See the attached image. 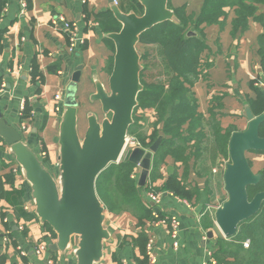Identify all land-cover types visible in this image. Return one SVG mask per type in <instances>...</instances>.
I'll list each match as a JSON object with an SVG mask.
<instances>
[{
  "label": "crops",
  "instance_id": "1",
  "mask_svg": "<svg viewBox=\"0 0 264 264\" xmlns=\"http://www.w3.org/2000/svg\"><path fill=\"white\" fill-rule=\"evenodd\" d=\"M2 1L0 82H4L5 88L0 93V109L8 124L21 133L35 153L41 159L46 157L45 163L52 171L59 156L60 105L65 92L74 89L79 119L80 103L89 99L95 89L93 77L96 76L105 86L108 84L114 45L107 41L95 17L109 9V2ZM114 1L126 11L138 4L137 0ZM202 1L188 0L187 11L197 14ZM256 14L264 15V4L258 5ZM233 15L232 11L228 12L223 26L203 25L207 49L202 55L205 60L200 76L192 87L198 111L203 115L200 126L202 135L190 150L187 171L171 156H167L165 164L160 166L163 177L176 174L188 189H195L197 194L191 199L183 198L172 192L156 191L162 180L150 184L148 188L160 192L158 201L150 204L151 210L173 215L178 220V244L173 246L175 239L169 234L167 226L153 221L146 223L144 228L148 239H153L155 258L154 263L147 264H215L211 262V253L214 239L220 231L215 224L214 211L226 198L223 171L228 158L215 150L209 124L219 122L223 130L231 126L235 130L245 129L247 119L239 109L244 111L246 96L254 95L248 82L258 78L257 85L264 90V77L260 75L257 53L258 37L264 33V26L250 18L247 28L232 36L230 22ZM60 16L70 24L69 28L58 19ZM70 31L75 37L72 48L69 47ZM34 62L43 75L40 82L32 80ZM79 66L82 67L79 80L74 84L72 77ZM56 95L60 98L56 99ZM21 102L24 107H30L29 116L24 117V111H20ZM139 113L137 129L141 127L144 134L149 135L152 130L150 124L154 121L152 110L140 109ZM148 114L150 119H142ZM158 128H161V124ZM259 154L262 156L259 157ZM251 155L257 167L264 166V153L247 152V158L252 163ZM135 166L137 181L140 168ZM148 177L149 174L146 182ZM148 188L144 185L141 193L143 200L149 203L146 197ZM105 215L111 238L105 242L104 255L96 264H143L140 262L139 248L133 243L140 231L136 219L128 212L112 214L105 211ZM40 239L48 243L53 241L50 230L34 212L29 184L10 153L8 144L0 137V264H75L71 249L64 254L47 251L36 255L34 248Z\"/></svg>",
  "mask_w": 264,
  "mask_h": 264
},
{
  "label": "water",
  "instance_id": "2",
  "mask_svg": "<svg viewBox=\"0 0 264 264\" xmlns=\"http://www.w3.org/2000/svg\"><path fill=\"white\" fill-rule=\"evenodd\" d=\"M137 1L142 6L140 14L133 10L125 12L114 0H108L109 10L120 23L118 31L105 34L114 45L113 65L107 86L94 76L95 89L89 95L91 102H99L105 116L98 120L95 112H87L82 139L77 130L75 91L70 88L65 92L60 105L56 176L23 140L21 133L8 124L0 109V137L8 144L29 184L36 216L55 233L54 241L48 243V251L64 254L71 249L75 264L98 263L104 255L105 242L111 238L95 182L109 164L118 162L134 121L137 95L142 89L139 36L158 23L178 21L173 9L168 7V0ZM81 68L77 67L73 74L74 84L79 80ZM243 115L247 126L233 131L228 139V161L223 171L226 198L214 211L215 224L225 238L234 236L240 223L256 214L264 203V190L252 197L247 191L262 179L261 173L252 169L247 152H264V136L259 134L264 112L255 116L245 104ZM161 140L162 135H159L147 149L137 146L127 153L126 159L140 168L137 180L140 187L146 183Z\"/></svg>",
  "mask_w": 264,
  "mask_h": 264
},
{
  "label": "trees",
  "instance_id": "3",
  "mask_svg": "<svg viewBox=\"0 0 264 264\" xmlns=\"http://www.w3.org/2000/svg\"><path fill=\"white\" fill-rule=\"evenodd\" d=\"M263 4L264 0H203L196 14L189 13L185 4L173 6L171 0H168V7L173 9L178 21L167 20L158 23L139 36L138 44L143 47L140 56L142 68L139 72L142 89L138 92V103L133 114L140 109H151L154 121L150 124L151 133L145 135L141 127L137 129L139 118L134 119L128 129V135L135 137L144 147H149L159 135H162L161 143L153 155L146 189L159 179L162 183L155 188L156 191L172 192L188 199L197 194L195 189H188L182 178H178L176 174L163 177L160 166L165 164L167 156H171L182 164L184 171H187L190 150L193 144L199 142L202 135L200 126L203 123V115L198 111V102L192 87L200 76L202 54L207 49L203 25L223 26L228 12L232 11L234 14L230 22L232 36L237 31H244L250 18L264 26V15L256 14L258 5ZM3 7L4 2L0 0V14ZM130 10L140 14L142 6L138 2L137 6ZM95 19L104 34L120 29V23L109 9L96 14ZM105 38L113 44L109 38ZM257 53L260 75L264 77V33L258 37ZM152 68L158 70L156 74L146 72ZM31 76L34 81L43 80V75L35 62L32 65ZM257 80L258 78H253L248 82L254 95L246 96L244 101L255 116L264 112V90L257 85ZM23 111L24 117L30 115V107L25 106ZM210 115H214L212 110ZM159 124L161 128H158ZM209 125L215 150L224 158H228V139L235 131V127L223 130L216 121ZM259 134L264 136V121L259 127ZM42 160L45 163L46 157ZM135 168L136 166L127 159L111 163L96 178L95 188L106 212L112 214L128 212L136 219L140 231L133 239V243L139 248L141 256L139 261L147 264L149 260L145 254V245L148 236L144 227L146 223L154 221V217L150 204L143 200L142 187L137 184L135 177H131ZM260 173L261 181L247 188L249 197L264 190V170ZM45 226L50 230L52 238H55L54 231L47 224ZM244 243L248 244L247 247ZM213 245L211 257L215 264H264V203L256 214L240 223L234 236L229 238L218 236L214 239Z\"/></svg>",
  "mask_w": 264,
  "mask_h": 264
},
{
  "label": "built area",
  "instance_id": "4",
  "mask_svg": "<svg viewBox=\"0 0 264 264\" xmlns=\"http://www.w3.org/2000/svg\"><path fill=\"white\" fill-rule=\"evenodd\" d=\"M58 19L64 23L65 27H67V28L70 27V24L66 21V19L63 16H60ZM52 22L55 23V20H53ZM70 33H71V36L69 37L70 38L69 39L70 40L69 47L72 48L73 44H74L75 37H74V33L72 31H70ZM4 88H5L4 82H0V93L4 91ZM55 98L59 99L60 96L56 95ZM23 109H24V103L21 102L20 103V111H23ZM137 146L141 147V144L135 139V137L127 134L126 139H125V143H124V146H123V149H122V152H121V155H120L118 162L121 161L122 157L125 159L127 156V153L132 148L137 147ZM131 177H136L135 173L131 174ZM159 196H160V192L148 190L146 197H147V200L149 201V204H151V203L157 202L159 199ZM152 216L154 217L153 223L163 224V225L168 227L169 234L171 235V237H173L175 239L173 242V246L174 247L177 246V244H178L176 241L177 233H178V220H177V218L173 215L162 214L156 210H152ZM54 239L55 238H53L52 240L54 241ZM152 245H153V239H148L146 242V246H145V254L148 257L149 263L155 262V258H154L153 252H152ZM247 245H248L247 243H244V246L247 247ZM47 251H48V242L45 239L38 240V242L36 243L35 248H34V252L36 253V255H42ZM211 262L215 263V261L212 259H211ZM28 264H30V263H28Z\"/></svg>",
  "mask_w": 264,
  "mask_h": 264
},
{
  "label": "rangeland",
  "instance_id": "5",
  "mask_svg": "<svg viewBox=\"0 0 264 264\" xmlns=\"http://www.w3.org/2000/svg\"><path fill=\"white\" fill-rule=\"evenodd\" d=\"M173 1V0H172ZM192 1V0H190ZM173 5L175 3V6L177 5H181V4H187L188 3V0H175V2H172ZM137 49L142 52L143 51V47L140 45V44H137ZM204 54V52H203ZM202 54V55H203ZM204 58L202 57V62H201V66L204 65ZM142 63V62H141ZM158 70H156L155 68H152L150 70H147L146 72H148V74L152 73V74H156ZM145 79H147V76H145ZM85 94L83 95V98H84ZM80 107V115H79V119L77 121V130H78V134L80 136V138L82 139L83 138V135H84V132H85V129L87 127V119H86V114L87 112H89V110H92V112H95L97 115H98V120H102V118H104V114L102 113L101 109H100V105L98 102H91L90 99H85L82 103H80L79 105ZM239 112H243L242 108L239 109ZM139 110H137L134 114H133V119H136V118H139L140 119V116H139ZM107 117L110 116V114H107L106 115ZM152 118V116H151ZM142 119H150L149 118V114L148 115H144V117ZM150 123V122H149ZM148 124V123H147ZM143 130V129H142ZM262 156L261 154H259V157ZM254 161L251 163L250 162V165L251 167L253 168L254 172H260L262 170H264V166L263 165H260V166H256V161H255V158L253 155L250 156ZM256 157V156H255ZM124 158L122 157L121 160H123ZM126 159V158H125ZM250 161V160H249ZM55 165H57V162L55 163ZM56 168V167H55ZM53 169L52 170V173L54 176L57 175V171L56 169ZM151 189V188H150ZM217 236H221L220 232L217 233ZM76 238V237H75ZM75 238L73 240V243L75 242Z\"/></svg>",
  "mask_w": 264,
  "mask_h": 264
}]
</instances>
